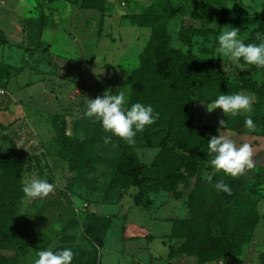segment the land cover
Here are the masks:
<instances>
[{
    "label": "rangeland",
    "instance_id": "1",
    "mask_svg": "<svg viewBox=\"0 0 264 264\" xmlns=\"http://www.w3.org/2000/svg\"><path fill=\"white\" fill-rule=\"evenodd\" d=\"M224 26L259 43L264 0H0V148L12 159L17 147L22 164L10 196L15 207L2 209L0 220H27L28 243L0 251V264H34L49 248L82 250L99 264H264V134L237 133L233 116L207 107L220 94H252L251 115L264 122V69L218 57ZM212 73L218 76L186 89ZM106 89H130L129 102L152 105L159 119L135 144L123 140L133 159L116 142L85 145L72 167L73 150L61 148L52 120L65 121L73 142L88 138L97 123L85 117L84 101ZM188 119L195 131L183 125ZM211 126L217 136L253 146L254 167L241 176L256 223L237 255L204 263L186 253L168 258V246L183 239L173 233H187L190 192L207 174L224 175L210 165L203 136ZM33 178H47L55 192L26 198L22 185Z\"/></svg>",
    "mask_w": 264,
    "mask_h": 264
},
{
    "label": "trees",
    "instance_id": "2",
    "mask_svg": "<svg viewBox=\"0 0 264 264\" xmlns=\"http://www.w3.org/2000/svg\"><path fill=\"white\" fill-rule=\"evenodd\" d=\"M190 47V39H186ZM189 63H193V54L189 48L187 51ZM260 70L253 66L251 71ZM245 74V72H242ZM219 75H224L223 73ZM218 73H212L203 78H195L190 84L186 85L187 90L192 89V83L203 85L210 79L217 77ZM188 113H192V108H188ZM253 118V116H252ZM245 116L233 117L234 123L231 124V130L237 133L246 132L244 126ZM253 120H255L253 118ZM255 122V121H254ZM256 123V122H255ZM184 126L192 131L196 128L192 125L190 119L184 121ZM258 131L264 134V122L257 123ZM52 127L57 140L63 149L73 150L69 163L74 167L75 156L79 150L87 145L105 144L103 129L97 122L95 131L83 140L73 142L66 133V123L63 119L52 120ZM210 130V136H203L205 142L217 136L215 126L207 127ZM118 143L121 152L133 159V153L129 151L123 140L112 136L109 143ZM13 158L11 159L8 152L0 148V211L2 209H11L15 207V197H10L17 189L20 175L22 173V164L19 160L20 155L17 147H13ZM137 163V162H136ZM257 174V173H256ZM255 174V176H256ZM223 179L232 188V194L228 195L223 192L217 193L215 189L207 182L197 191H192L188 195L189 217L185 220L187 233L178 235L173 233V238L182 236V240L177 244L168 246V258H172L177 253L193 254L197 261L204 263L217 257L228 255H237L240 250V243L243 235L252 229L256 223V213L253 203L247 198V192L250 185L242 176L229 177L226 175H214L213 182ZM27 220L16 218L10 223L0 220V251L19 248L24 242V229ZM146 237L150 235L146 234ZM28 245V243L23 244ZM72 264H99L97 259L85 258L84 251L77 250ZM82 256V259L80 258Z\"/></svg>",
    "mask_w": 264,
    "mask_h": 264
},
{
    "label": "clouds",
    "instance_id": "3",
    "mask_svg": "<svg viewBox=\"0 0 264 264\" xmlns=\"http://www.w3.org/2000/svg\"><path fill=\"white\" fill-rule=\"evenodd\" d=\"M257 39L259 43H245L240 38V29L224 26L217 37L215 50L218 57L227 58L242 68L243 65H248L264 69V33H258ZM130 95V89L116 91L115 94L111 89H106L102 96H97L95 99L86 98L84 101L85 117L93 123L98 122L105 133L111 134L104 138L105 144L115 136L133 145L137 134L142 133L146 127L155 124L159 119V113L152 105L144 102L130 103ZM253 99L252 94L244 92L220 94L207 104V107L209 111L220 108L226 116H245L244 127L248 133H255L258 128L251 115ZM219 125L225 128L227 121L221 120ZM208 154L213 156L210 165L215 173L223 172L229 177L244 175L248 169L254 167L253 146L250 143L238 145L228 136H212L208 141ZM213 175L207 174V182L215 191L231 195L230 185L223 179L213 182ZM55 190L56 185L47 178H33L22 185V192L30 200L46 198ZM75 255L71 248L56 250L49 248L37 253L38 258L34 260V264H72Z\"/></svg>",
    "mask_w": 264,
    "mask_h": 264
},
{
    "label": "crops",
    "instance_id": "4",
    "mask_svg": "<svg viewBox=\"0 0 264 264\" xmlns=\"http://www.w3.org/2000/svg\"><path fill=\"white\" fill-rule=\"evenodd\" d=\"M19 135L21 134L22 138H26V134L21 132V133H18ZM36 134V133H35ZM29 137V136H28ZM149 235V234H148ZM151 236V235H150ZM146 254L148 255V252H146ZM116 260L118 259L117 257H115ZM131 264H132V259L130 260ZM139 264H144L142 261L139 262Z\"/></svg>",
    "mask_w": 264,
    "mask_h": 264
},
{
    "label": "built area",
    "instance_id": "5",
    "mask_svg": "<svg viewBox=\"0 0 264 264\" xmlns=\"http://www.w3.org/2000/svg\"><path fill=\"white\" fill-rule=\"evenodd\" d=\"M0 93H4V90H2V89H0ZM33 135H34V133H32ZM29 138V137H28ZM30 142H34V143H36L37 141H36V139L35 138H31V140H30Z\"/></svg>",
    "mask_w": 264,
    "mask_h": 264
}]
</instances>
